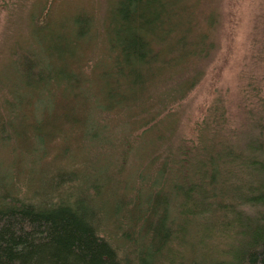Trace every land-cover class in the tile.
I'll return each mask as SVG.
<instances>
[{"label":"trees","instance_id":"16d2710c","mask_svg":"<svg viewBox=\"0 0 264 264\" xmlns=\"http://www.w3.org/2000/svg\"><path fill=\"white\" fill-rule=\"evenodd\" d=\"M212 2L29 13L0 67V136L36 160L59 139L58 154L86 168L55 172L76 185L56 201L0 185V264H264V97L240 128L214 101L194 136L175 140L170 108L217 49ZM102 216L115 237L99 231Z\"/></svg>","mask_w":264,"mask_h":264},{"label":"rangeland","instance_id":"374dc122","mask_svg":"<svg viewBox=\"0 0 264 264\" xmlns=\"http://www.w3.org/2000/svg\"><path fill=\"white\" fill-rule=\"evenodd\" d=\"M101 1L0 0V67L11 45L26 35L32 11L46 4L54 18L79 10L97 12L102 7ZM212 3L220 13L215 35L217 49L200 82L170 108L179 115L175 140L193 137L196 124L214 101L224 106L227 125L240 128L249 106H255L258 99L264 97V0H213ZM43 13L39 15L42 17ZM15 141L13 137L5 141L0 136L1 186L33 203L56 201L76 192L73 182H56L55 172L61 168H86L80 156L58 154L62 142L57 139L46 140L44 156L28 159L12 153L9 144ZM129 163V160L124 163L126 172L131 170ZM99 225L101 234L107 237L116 234L112 220L102 216Z\"/></svg>","mask_w":264,"mask_h":264}]
</instances>
